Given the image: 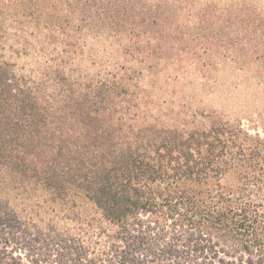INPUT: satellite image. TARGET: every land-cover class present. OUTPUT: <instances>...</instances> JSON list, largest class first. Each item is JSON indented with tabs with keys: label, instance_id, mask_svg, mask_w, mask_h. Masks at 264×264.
I'll list each match as a JSON object with an SVG mask.
<instances>
[{
	"label": "trees",
	"instance_id": "1",
	"mask_svg": "<svg viewBox=\"0 0 264 264\" xmlns=\"http://www.w3.org/2000/svg\"><path fill=\"white\" fill-rule=\"evenodd\" d=\"M229 59L257 64L264 92L258 5L0 0V220L18 264H264L254 100L202 96ZM173 73L161 109L147 80Z\"/></svg>",
	"mask_w": 264,
	"mask_h": 264
},
{
	"label": "rangeland",
	"instance_id": "2",
	"mask_svg": "<svg viewBox=\"0 0 264 264\" xmlns=\"http://www.w3.org/2000/svg\"><path fill=\"white\" fill-rule=\"evenodd\" d=\"M187 1L190 3L213 2L222 6L239 4L240 6L248 7L251 4H254V5H258L260 8L264 10V0H187ZM97 48L99 49V45H97ZM223 68H226L227 71L224 72V74H222L219 77L222 84H214L213 77L207 82L205 93L204 91L202 93V96H204V100H205L204 104H215V105L228 104L229 102L234 100L235 102H242V105L240 106L238 105V107L241 108V106H244L248 101H251V99L254 100V102L252 101L248 107L244 106L241 109L247 108V110L250 111L254 110L256 112V115L254 117L256 121L244 119V122L247 126H254V124L258 126V130L264 136V119L261 120L258 117V114L264 108V92L259 93L256 90L257 81L260 80V78L257 75V72L254 71L257 76V79L250 78V74L248 73V71L250 70L253 71V69H256L258 71L260 70V68L257 66V64H255L250 60H245V61L241 60L240 62L233 63L230 59L227 60V64H225ZM242 68H244V71ZM261 71L263 70L261 69ZM238 73H240V76H235ZM176 75L177 73H173L170 78L171 80L168 79L165 81V79H163V77H161L160 75L154 76L153 74L147 80V82H149L150 84L155 82L153 92L160 94L159 96H161L160 103L162 104V106L159 107L161 109L162 108L165 109L169 105L168 103H165L166 104L165 105L162 102H167V101L170 102L173 98L171 91H172V86L174 84V77ZM180 75H182L183 79L181 80V82L177 83L176 86L182 88L183 91L189 90V88H192L195 85L193 83L196 81L192 78L190 71L184 70L183 72L180 73ZM250 86L251 88H249ZM160 87H162V89H160ZM162 92H164L165 94H163ZM215 92H216V96H213L215 95ZM221 94L228 96L227 98L228 101L227 100L221 101V98H219ZM17 226L18 225L15 222H8L4 219L0 220V264L1 263L18 264V260L21 259V234ZM220 256L224 258L225 261H231V262L234 261V259L223 256L222 254ZM234 263L238 264L236 260ZM245 264H249V263L245 262Z\"/></svg>",
	"mask_w": 264,
	"mask_h": 264
}]
</instances>
